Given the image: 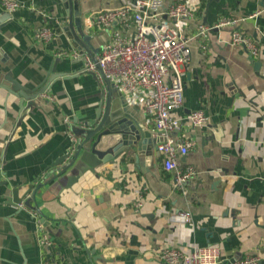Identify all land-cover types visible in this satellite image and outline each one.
<instances>
[{"label":"crops","instance_id":"0c3cea01","mask_svg":"<svg viewBox=\"0 0 264 264\" xmlns=\"http://www.w3.org/2000/svg\"><path fill=\"white\" fill-rule=\"evenodd\" d=\"M134 1L79 0L93 56L110 35L86 19ZM160 1L162 10L178 2L192 9L193 18L180 24L183 34H193L199 25L211 27L190 44L183 101L175 111L181 134L194 141L181 167L192 166L197 175L177 184L156 148L144 167L121 155L70 187L59 179L44 186L36 204L49 220L46 226L39 215L7 198L13 189L22 196L71 151L70 124L93 122L105 85L83 71L89 54L73 48L62 30L69 20L62 0H19L11 12L0 5V20L5 19L0 24V264H41V231L49 235L59 264H165L158 259L161 250L199 246L218 247L219 264L248 253H257L264 264V0ZM226 17L256 41L255 57L230 43L232 26L215 27ZM45 25L55 33L50 42L35 37ZM112 28L124 35L133 31L132 24ZM5 77L26 88V98L12 91ZM132 107L160 142L139 108ZM196 110L208 123L190 132L185 118ZM177 211L189 212L192 222L175 220Z\"/></svg>","mask_w":264,"mask_h":264},{"label":"built area","instance_id":"2783aa9c","mask_svg":"<svg viewBox=\"0 0 264 264\" xmlns=\"http://www.w3.org/2000/svg\"><path fill=\"white\" fill-rule=\"evenodd\" d=\"M0 5L11 12L20 7V2L0 0ZM161 6L160 0H135L133 4L101 10L87 18L88 25L109 30L110 39L94 56L96 62L91 56H84L83 71L93 74L103 85L97 64L102 74L121 92L124 100L139 108L154 132L162 138L156 149L163 157L164 169L173 172L176 183L182 184L195 177L197 171L192 166L181 167L194 141L181 134V118L175 115V111L183 101V69L190 61V44L196 38L204 37L211 27L199 25L197 31L187 36L183 34L180 24L193 18L192 9L183 2L163 10ZM114 23L124 27L132 24L133 31L124 35L112 28ZM236 25V19L226 17L219 20L215 27L232 26L230 43L244 48L250 57H255L258 44ZM35 37L42 42H50L55 33L45 25L36 30ZM73 56L79 57L76 51ZM185 119L190 132L208 123V116L201 110L190 112ZM65 120L68 122L67 118ZM138 195L141 198L139 192ZM134 205L138 208L141 202ZM173 218L187 224L192 222L191 214L187 211H177ZM38 226L42 229L40 222ZM40 244L45 253L41 264H59L51 255L52 241L46 232L41 231ZM158 259L165 264L222 262L216 246H199L190 250L163 249L158 253ZM229 264L262 263L257 253H248Z\"/></svg>","mask_w":264,"mask_h":264},{"label":"water","instance_id":"95a60500","mask_svg":"<svg viewBox=\"0 0 264 264\" xmlns=\"http://www.w3.org/2000/svg\"><path fill=\"white\" fill-rule=\"evenodd\" d=\"M62 3L69 16L68 23L62 30L70 44L79 53H88L96 62L86 43L89 36H85L82 31L79 0H62ZM3 21L5 19L0 20V24ZM96 67L105 85V100L96 110L93 122L82 126L70 124L69 130L74 136L71 151L55 160L43 178L36 184L29 185L22 196L18 195V189H13L12 196L7 198L9 203L16 207L27 208L39 215L44 226L49 220L43 216L36 204V195L44 186L54 179H59L60 182L64 181V187H70L84 173H94L96 167L114 163L121 155L131 158L136 165L148 166L157 145L158 139L154 138L149 128L140 121L137 110L124 100L121 92L114 88L97 64ZM5 78L11 81L12 91L15 93L21 91L22 98H26L25 94L28 93L26 88L8 77ZM27 99L30 100L29 106L33 97ZM24 112L25 110H22V115ZM63 175L65 176L61 178ZM0 185H4V182L1 181Z\"/></svg>","mask_w":264,"mask_h":264}]
</instances>
